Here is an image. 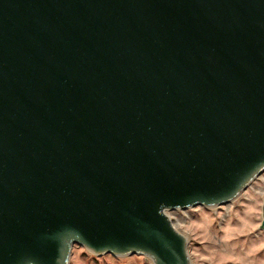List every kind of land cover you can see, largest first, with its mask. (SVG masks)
<instances>
[{"label": "water", "instance_id": "1", "mask_svg": "<svg viewBox=\"0 0 264 264\" xmlns=\"http://www.w3.org/2000/svg\"><path fill=\"white\" fill-rule=\"evenodd\" d=\"M263 171L264 0H0V264H191Z\"/></svg>", "mask_w": 264, "mask_h": 264}, {"label": "rangeland", "instance_id": "2", "mask_svg": "<svg viewBox=\"0 0 264 264\" xmlns=\"http://www.w3.org/2000/svg\"><path fill=\"white\" fill-rule=\"evenodd\" d=\"M263 197L264 171L228 203L169 211L187 238L191 264H264V228H259ZM68 264H151V259L96 255L74 244Z\"/></svg>", "mask_w": 264, "mask_h": 264}]
</instances>
